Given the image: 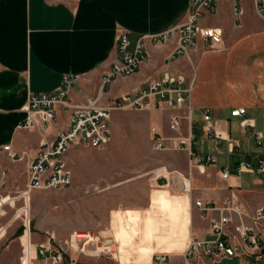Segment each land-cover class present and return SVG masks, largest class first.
<instances>
[{"label": "crops", "instance_id": "obj_1", "mask_svg": "<svg viewBox=\"0 0 264 264\" xmlns=\"http://www.w3.org/2000/svg\"><path fill=\"white\" fill-rule=\"evenodd\" d=\"M240 7L238 21L232 0H217L216 11L206 13L201 25L222 29L223 44L211 48L200 40L187 55L166 64L179 35L175 32L157 43L153 38L186 22L190 0H0V159L8 176H26L40 141L54 140L70 124L72 114L58 106L57 120L48 128L42 124L25 128L31 93L52 94L64 75L75 74L80 77L81 92L71 93L72 104L83 109L101 108L140 89L149 78L159 80L167 72L183 74L192 88L190 119L185 118L186 108L165 106L163 110L139 111L140 123L120 122L116 130L120 126L140 127L150 131L152 138L155 129L166 139L168 150L161 153L164 163L152 171L156 186L173 196L188 197L193 219L190 238L209 240L210 222L200 218L196 201L220 203L233 196L245 203L264 195V174H236L240 163L257 165L264 159V149L253 139L255 131L264 135V17L257 13L253 0H243ZM213 14L215 20L207 23L205 18ZM123 33L130 38V50L144 41L148 59L134 75L118 78L103 90L102 80L118 60V38ZM239 108L246 109V117H231ZM206 110L210 111L209 122L204 118ZM173 116L183 118L176 132L169 127ZM244 120L254 127L243 128ZM209 125L238 142L240 148L230 154L227 141H222L216 150L207 133ZM189 132L196 138L193 151L215 154V163L200 166L188 151L175 149L177 143L187 140ZM6 145L21 157L18 162L2 150ZM224 170L229 172L228 179L223 178ZM183 179L190 181V191L184 190ZM179 251L166 253L174 258L171 264H184L185 249ZM40 257L35 264H51ZM75 260L70 264H120L118 257L80 256Z\"/></svg>", "mask_w": 264, "mask_h": 264}, {"label": "built area", "instance_id": "obj_2", "mask_svg": "<svg viewBox=\"0 0 264 264\" xmlns=\"http://www.w3.org/2000/svg\"><path fill=\"white\" fill-rule=\"evenodd\" d=\"M191 10L186 22L177 30H172L160 37H154L153 42L166 41L178 32L177 47L166 58V64H171L190 51L194 50L201 40L211 48H218L224 42L223 31L220 28L203 27L201 18L206 13H214L217 0H190ZM235 2V16L240 20L239 0ZM261 3V0H258ZM130 38L123 33L118 38V60L112 65L110 72L104 76L102 88L109 87L118 78H128L134 75L148 59V53L143 40H140L134 50H130ZM80 77L75 74H67L62 78L59 88L52 94L29 95L27 112L28 118L25 128L48 125L57 120V107H63L64 111L70 112V124L67 130L59 133L54 139L43 138L39 144V152L29 164L26 171L25 189L18 196L12 197L8 192V171L3 168L0 159V243L7 234L8 224H1V218L6 215V207L15 208L17 203L24 201L22 207L24 219V234L28 236L30 251L22 243L23 255L20 264H35L34 251L38 256L50 260L51 264H66L67 253L61 247H53L52 239L47 244H32L30 199L35 191L62 190L70 187L73 183V174L67 159L72 147H86L105 150L113 136L112 112L114 111H142L163 110L165 106L171 108H186L185 118L191 117L192 88L187 84L185 75L179 73H164L161 79L149 78L144 85L135 91L124 94L117 98L109 107L95 108L89 106L86 109L75 106L71 101L73 91L81 92L79 87ZM246 109H234L231 117H246ZM206 122L211 121L210 111H204ZM182 117L173 116L170 121V130L178 131ZM243 128L254 127L251 121L244 120ZM210 139L214 141L218 150L222 141H227L230 154H234L240 144L228 140L221 132L212 125L207 127ZM195 136L189 132L186 141H180L175 149L188 151L191 158L196 159L200 166L216 162L215 154H196L192 149ZM253 139L257 146L264 149V135L260 132L253 133ZM154 148L158 152L168 150L166 139L155 129L152 131ZM7 152L11 161L17 162L21 157L12 151L10 145L2 149ZM1 153V152H0ZM264 174V159H260L257 165L250 162H242L236 169V174L241 177L244 173ZM229 172L223 171V178L228 179ZM183 188L190 191L191 184L188 179H183ZM189 182V186L188 183ZM189 188V190H188ZM29 201V202H28ZM29 204V205H28ZM28 206V208H27ZM195 207L199 210L200 218L210 222L212 239L203 240L196 236L190 241L183 253L184 264H221L227 259L241 257H257L264 259V207L250 212L246 204L238 197H228L220 203L214 201L198 200ZM27 208V209H26ZM22 237V238H23ZM77 252L92 257L114 256L110 245H102L100 237H95L90 232H76L66 242ZM35 247V248H34ZM93 247V248H91ZM36 248L38 250H36ZM92 252V253H91ZM170 254L156 253L153 255L151 264H170ZM121 264V263H120Z\"/></svg>", "mask_w": 264, "mask_h": 264}, {"label": "rangeland", "instance_id": "obj_3", "mask_svg": "<svg viewBox=\"0 0 264 264\" xmlns=\"http://www.w3.org/2000/svg\"><path fill=\"white\" fill-rule=\"evenodd\" d=\"M239 1L241 15L243 0ZM263 2L253 0L257 13L264 17ZM205 20L212 22L214 14ZM111 115L115 133L105 150L74 146L69 152L72 185L62 190L35 191L31 195L33 246L52 239L53 247L66 251L67 264L75 262L76 257L87 256L66 243L75 232H90L100 237L101 244L110 245L116 254L109 257H118L121 264H151L154 254L182 252L190 241L193 219L188 197L173 196L169 190L156 186L152 171L161 167L165 159L162 152L155 150L151 132L124 126L116 130L120 122L140 123V112L114 111ZM247 177L251 176H244ZM26 179L24 175L8 176V193L18 196V191L25 189ZM23 204L21 200L15 208L6 207L7 213L1 218V224H8L9 228L0 243V264H20L22 243L27 246V253L30 251L28 236L23 237ZM245 204L254 212L264 206V195L249 198ZM33 257L38 261L35 251ZM39 259L42 261L44 257ZM173 259L170 258V264ZM221 264H264V259L248 256L227 259Z\"/></svg>", "mask_w": 264, "mask_h": 264}, {"label": "bare ground", "instance_id": "obj_4", "mask_svg": "<svg viewBox=\"0 0 264 264\" xmlns=\"http://www.w3.org/2000/svg\"><path fill=\"white\" fill-rule=\"evenodd\" d=\"M187 183H188V186H189V182H187ZM188 190H189V188H188ZM186 192H187V191H186ZM75 233H76V232H75ZM186 247H187V246H185V247H183V248L186 249ZM183 248H182V249H183ZM75 249H77L76 245H75ZM91 253H92V252H91ZM114 255L116 256V254H114Z\"/></svg>", "mask_w": 264, "mask_h": 264}]
</instances>
